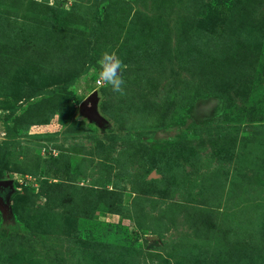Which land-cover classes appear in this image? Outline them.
Listing matches in <instances>:
<instances>
[{"label": "rangeland", "instance_id": "rangeland-1", "mask_svg": "<svg viewBox=\"0 0 264 264\" xmlns=\"http://www.w3.org/2000/svg\"><path fill=\"white\" fill-rule=\"evenodd\" d=\"M199 1L0 0V264H264V0Z\"/></svg>", "mask_w": 264, "mask_h": 264}, {"label": "clouds", "instance_id": "clouds-1", "mask_svg": "<svg viewBox=\"0 0 264 264\" xmlns=\"http://www.w3.org/2000/svg\"><path fill=\"white\" fill-rule=\"evenodd\" d=\"M99 66V82L110 87V89L119 95H125L126 81L123 78V71L127 65L116 57L114 53L105 52L97 61Z\"/></svg>", "mask_w": 264, "mask_h": 264}, {"label": "trees", "instance_id": "trees-1", "mask_svg": "<svg viewBox=\"0 0 264 264\" xmlns=\"http://www.w3.org/2000/svg\"><path fill=\"white\" fill-rule=\"evenodd\" d=\"M203 0H200L199 2H201ZM201 9V5L199 4V6H197V10H200ZM206 19H209V17H206ZM183 21H179L178 25L180 27L183 26L184 28H178L180 30H183V31H186L188 28H186L185 30V25H184V22L182 23ZM189 23H191L190 21H188ZM189 25V24H188ZM191 26V25H189ZM99 25H98V18H97V15H96V12H93L92 14V18L90 19V29L91 31H96V29H98ZM208 27V26H207ZM212 31V30H210ZM188 32V31H187ZM51 91H47V90H36L34 93H33V96H40V95H50ZM14 138V134L12 133V131L10 129H8L7 133L5 134V138H3V142L0 143V157L3 158L4 157V153L6 151V148L8 147L9 145V142H11ZM1 162H3V159L1 160ZM3 190V188H1ZM5 189H8V188H5ZM4 191H0V196L2 198H4L5 196L3 195L4 194ZM4 237V233L3 231L1 230L0 232V238H3Z\"/></svg>", "mask_w": 264, "mask_h": 264}, {"label": "water", "instance_id": "water-1", "mask_svg": "<svg viewBox=\"0 0 264 264\" xmlns=\"http://www.w3.org/2000/svg\"><path fill=\"white\" fill-rule=\"evenodd\" d=\"M96 98L95 92H92L89 94L79 105V110L84 114L86 118H88L90 121H98V116L94 108V101ZM9 182L0 181V189L6 188L8 186ZM2 198L0 196V210H5L8 208L6 199Z\"/></svg>", "mask_w": 264, "mask_h": 264}, {"label": "built area", "instance_id": "built-area-1", "mask_svg": "<svg viewBox=\"0 0 264 264\" xmlns=\"http://www.w3.org/2000/svg\"><path fill=\"white\" fill-rule=\"evenodd\" d=\"M101 82H99V80L96 81V87L100 86Z\"/></svg>", "mask_w": 264, "mask_h": 264}, {"label": "flooded vegetation", "instance_id": "flooded-vegetation-1", "mask_svg": "<svg viewBox=\"0 0 264 264\" xmlns=\"http://www.w3.org/2000/svg\"><path fill=\"white\" fill-rule=\"evenodd\" d=\"M3 190H5V191H4V194H3V195L5 196V194L7 193L8 190H7V189H3ZM3 190L0 189V191H3Z\"/></svg>", "mask_w": 264, "mask_h": 264}]
</instances>
